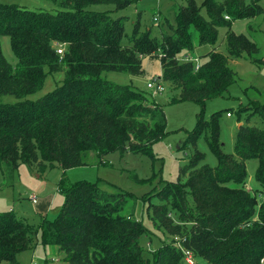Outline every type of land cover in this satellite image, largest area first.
<instances>
[{
  "label": "trees",
  "instance_id": "obj_1",
  "mask_svg": "<svg viewBox=\"0 0 264 264\" xmlns=\"http://www.w3.org/2000/svg\"><path fill=\"white\" fill-rule=\"evenodd\" d=\"M51 1L60 7L55 14L0 3V38H10L17 60L15 65L9 62L0 41V94L18 100L0 103V168L5 186L14 185L22 165L42 174L62 169L58 190L65 201L55 220L43 217L39 225L13 210L0 212V264H20L17 256L35 250L39 240L43 247L57 249L60 264H187L185 250L204 264H264V105L256 101L248 106L252 111L247 120L256 116L261 125L239 119L232 154L224 152L221 141L224 112L207 120L202 110L181 148L191 154L179 180L167 182L155 194L162 204L148 207L155 228L179 238L180 246L161 245L146 257L142 237L149 229L132 214L136 198L107 192L98 183H71L66 177V171L84 165L90 151L101 161L116 152L153 157L154 144L168 134L159 105L148 102L141 91L107 80L104 73L142 76L143 59H159L163 81L180 89L177 101L204 108L207 100L224 97L236 82L230 60L248 57L264 64L259 45L232 31L235 21L263 16V6L257 0H203L200 6L189 0L176 15L172 34L159 39L150 28L141 31L139 22L128 34L127 17L112 16L131 0ZM100 5L112 9H93ZM220 28H228L226 55L217 51ZM192 29L198 45L210 48L198 70L195 61L179 58L195 50ZM58 73L64 80L54 91L27 99ZM203 139L216 166L207 164L198 149ZM253 160L257 185L249 190L247 163Z\"/></svg>",
  "mask_w": 264,
  "mask_h": 264
},
{
  "label": "rangeland",
  "instance_id": "obj_2",
  "mask_svg": "<svg viewBox=\"0 0 264 264\" xmlns=\"http://www.w3.org/2000/svg\"><path fill=\"white\" fill-rule=\"evenodd\" d=\"M194 1L199 6L203 2V0ZM252 1L256 0H246L247 3ZM257 1L264 7V0ZM188 2L189 0H131V4L127 8L114 12L112 16L114 18L127 17L125 30L128 34L132 33L134 25L139 22L141 31L150 28L153 30L152 36L161 39L164 35L172 34L177 25L176 15ZM0 3L14 4L23 9L53 14L60 10L59 4L51 0H0ZM93 9L104 11L112 9V7L100 5L94 6ZM201 13L205 17L207 16L204 9ZM254 26L255 31H250L248 20H238L232 24V31L253 39L259 45L260 58L264 59V15L256 18ZM227 31L228 28L219 29L217 45V50L225 55L227 51L224 39ZM0 41L5 56L11 64L15 65L17 60L11 49L10 38L1 37ZM192 42L195 45V50L192 51L193 53L187 52L183 57H179L180 61H185L184 57L187 59L188 57L197 58L200 65L201 60H205L204 57L206 58L205 55L210 48L198 45V33L193 29ZM143 67L145 73L142 76L107 72L104 73V77L117 84L130 86L145 93L148 102L157 104L163 109L167 120L168 134L154 144L153 157L129 152L121 155L116 152L105 156L101 161L96 152L90 151L83 157L85 164L66 171V177L71 183L79 181L98 183L100 188L107 192H127L136 198L137 204L132 214L136 220L141 221L149 229V232L142 237V245L146 250V257H151L152 252L161 245H181L179 238H174L162 229L155 228L150 219L152 210L150 209L148 212V207L156 203L162 204L163 202L156 198L155 194L167 182L179 180L180 170L188 162L191 154L190 150L181 148L185 144L188 133L196 128L198 115L204 110V118L209 120L213 114L224 112L220 119L221 141L224 145V152L232 154L239 119L242 124L261 125V121L256 116L251 117L249 121L247 117L252 111V108H248L251 105L250 102L256 101L264 105V64H256L248 57L231 61L230 67L237 73L236 82L224 97L207 100L204 108L192 101H177L180 89L164 82L163 79L164 91L155 95L147 85L160 76L162 78V64L159 59L148 56L143 59ZM63 80V73L49 75L43 89L30 95L27 99L38 100L54 91ZM17 101L14 96L0 94V103L14 104ZM241 107H243L242 112L238 114ZM228 112L232 116H228ZM198 149L206 155L207 164L217 165V159L209 150L204 139L198 142ZM247 166L249 180L246 183V188L253 190L257 185L254 177L257 161H250ZM63 173L62 169L56 168L43 175L36 167L22 165L17 172L14 185L5 186L0 168V212L13 210L34 225H39L43 217L50 221L55 220L61 213L65 201L63 194L57 191ZM135 176L140 182L135 180ZM30 194H36L39 197L34 204L28 200ZM150 196L152 197L150 198ZM144 198L148 199L144 200ZM259 200L262 202L263 197L259 196ZM126 212L128 214L130 210L127 209ZM170 215L175 223L179 222L178 215L174 210H171ZM186 227L190 228L191 224H186ZM55 249L43 247L39 240L35 250L20 253L17 259L20 264H60L61 258L55 254ZM187 264L189 263L187 262ZM194 264H204V261L194 259Z\"/></svg>",
  "mask_w": 264,
  "mask_h": 264
},
{
  "label": "built area",
  "instance_id": "obj_3",
  "mask_svg": "<svg viewBox=\"0 0 264 264\" xmlns=\"http://www.w3.org/2000/svg\"><path fill=\"white\" fill-rule=\"evenodd\" d=\"M57 52L59 54H63V48H62V46H59L58 47ZM187 60H189V61H195L196 62V69L198 70V68H199L200 65L198 63V59L197 58H190V57H188ZM147 87L155 95L161 94L164 91V84H163L162 78L161 77L156 78L153 82L148 83ZM229 116H230V114H229ZM28 198L30 199L31 202L35 203L37 201V199H38V195H36V194H30V196ZM184 254L186 256V261L189 264H194V257L192 255V253L190 251H188V250H185L184 251Z\"/></svg>",
  "mask_w": 264,
  "mask_h": 264
},
{
  "label": "crops",
  "instance_id": "obj_4",
  "mask_svg": "<svg viewBox=\"0 0 264 264\" xmlns=\"http://www.w3.org/2000/svg\"><path fill=\"white\" fill-rule=\"evenodd\" d=\"M263 8H264V7H263ZM260 17H261V16H260ZM255 21H256V18H254V19L248 21V28L250 29V31H251V30H252L253 32L255 31V30L253 29V28L255 27V26H254V22H255ZM217 51H219V50H217ZM231 61H233V60H230V62H231ZM84 164H85V163H84ZM70 170H73V169H70ZM68 171H69V170H68ZM68 171H67V172H68ZM43 175H46V173L43 174ZM57 191H59V190H57ZM38 198H39V197H38ZM28 200L30 201L29 198H28ZM30 202H31V201H30ZM31 203L34 204L33 202H31ZM43 216H44V215H43ZM54 252H55L56 255H58V253H57V249H55ZM54 252H53V253H54Z\"/></svg>",
  "mask_w": 264,
  "mask_h": 264
}]
</instances>
